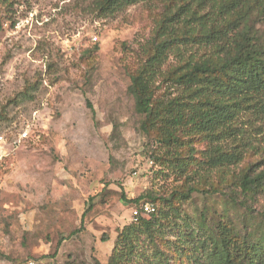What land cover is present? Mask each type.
Returning a JSON list of instances; mask_svg holds the SVG:
<instances>
[{"label":"rangeland","instance_id":"374dc122","mask_svg":"<svg viewBox=\"0 0 264 264\" xmlns=\"http://www.w3.org/2000/svg\"><path fill=\"white\" fill-rule=\"evenodd\" d=\"M186 1L146 0L109 16L94 0H13L4 8L0 264H108L121 230L137 221L131 199L191 186L199 190L175 205L198 231L219 235L226 224L240 241L264 232V192L238 185L248 167L264 169L263 136L240 164L197 175L205 140L193 141L194 154L181 149L193 165L182 171L170 166L158 133L141 128L131 76L166 13ZM242 28L264 44V0ZM23 129L29 137L20 140ZM161 247L170 264H211L200 250Z\"/></svg>","mask_w":264,"mask_h":264},{"label":"trees","instance_id":"16d2710c","mask_svg":"<svg viewBox=\"0 0 264 264\" xmlns=\"http://www.w3.org/2000/svg\"><path fill=\"white\" fill-rule=\"evenodd\" d=\"M94 1L101 15L109 16L146 0ZM12 2L0 0V14ZM260 3L188 0L166 13L145 48V59L131 76L129 92L137 112L144 116L142 130L158 133L170 166L182 171L193 166L182 157L181 149L188 147L194 154L196 138L207 142L197 175L202 170L236 166L248 151L260 149L256 137L264 138V44L242 28ZM238 185L252 194L264 192V169L248 167ZM198 190L191 186L176 192L178 196L131 199L134 208L152 202L156 211L141 213L121 230L108 264H170L161 242L182 252L200 250L211 264H264V232L258 237L248 231L240 241L232 228L221 224L219 235L206 234L182 214L175 198L189 199ZM231 199L253 209L238 197ZM262 217L264 224V211ZM194 258L198 260L196 254Z\"/></svg>","mask_w":264,"mask_h":264},{"label":"built area","instance_id":"2783aa9c","mask_svg":"<svg viewBox=\"0 0 264 264\" xmlns=\"http://www.w3.org/2000/svg\"><path fill=\"white\" fill-rule=\"evenodd\" d=\"M96 38L97 37H95V39ZM19 135H20V140L27 139L29 137L28 129H23V131H21V133ZM0 140H5V136L0 135ZM154 211H156V205L152 202H146V203L142 204L140 208H134V217L138 218V216L141 213L149 214V213H152Z\"/></svg>","mask_w":264,"mask_h":264}]
</instances>
